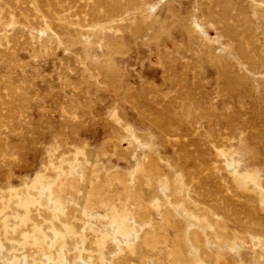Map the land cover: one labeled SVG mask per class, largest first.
<instances>
[{
    "label": "rangeland",
    "instance_id": "1",
    "mask_svg": "<svg viewBox=\"0 0 264 264\" xmlns=\"http://www.w3.org/2000/svg\"><path fill=\"white\" fill-rule=\"evenodd\" d=\"M8 1L0 0V251L9 256L0 264L14 254L59 262L61 250L66 264L78 255L174 264L166 246L178 240L181 264H194L176 210L202 215L219 197L229 214L209 221L228 243L243 239L244 264H264V246L252 245L234 213L264 222V0ZM50 157L82 170L68 175L73 188L52 185L57 206L75 202L60 221L41 215L35 192ZM120 216L149 225L118 244L106 233ZM45 224L59 231L51 246ZM205 250L207 264H228Z\"/></svg>",
    "mask_w": 264,
    "mask_h": 264
},
{
    "label": "bare ground",
    "instance_id": "2",
    "mask_svg": "<svg viewBox=\"0 0 264 264\" xmlns=\"http://www.w3.org/2000/svg\"><path fill=\"white\" fill-rule=\"evenodd\" d=\"M8 1V0H7ZM15 1V0H14ZM116 1V0H115ZM215 1V0H213ZM212 1V2H213ZM9 2V1H8ZM35 2V1H34ZM127 2V0H126ZM105 3V2H104ZM111 3V2H109ZM218 3V2H216ZM220 3V2H219ZM218 3V4H219ZM115 4V3H114ZM117 4V2H116ZM40 5V4H39ZM118 5V4H117ZM116 5V6H117ZM142 5V4H141ZM167 5V4H166ZM216 5V4H215ZM115 6V7H116ZM25 7V6H23ZM95 7V6H94ZM118 7V6H117ZM125 7V5L123 6ZM122 7V8H123ZM127 7V4H126ZM125 7V9H126ZM223 7V5H222ZM90 8V7H89ZM92 8V7H91ZM99 7H97L98 9ZM109 8V7H108ZM171 8V7H170ZM214 8V7H213ZM123 9V10H125ZM131 9V7H130ZM173 9V8H172ZM220 9V7H219ZM225 9V8H224ZM42 10V9H41ZM96 10V9H94ZM92 10V11H94ZM113 10V8H112ZM117 10V9H116ZM119 10V9H118ZM128 10V9H127ZM197 10V9H196ZM91 11V12H92ZM110 11V9H109ZM126 11V10H125ZM132 11V10H131ZM221 11V10H220ZM217 11V12H220ZM95 12V11H94ZM113 12V11H112ZM116 12V11H114ZM127 12V11H126ZM223 12V10L221 11ZM41 13V12H40ZM109 13V12H108ZM106 13V14H108ZM111 13V12H110ZM125 13V12H124ZM133 13V12H132ZM203 13V12H202ZM205 13V12H204ZM117 14V13H116ZM134 14V13H133ZM218 14V13H217ZM242 14V13H241ZM92 14H89V16ZM95 15V14H94ZM109 15V14H108ZM119 15V14H118ZM123 15V14H122ZM121 15V16H122ZM224 15V14H223ZM19 16V15H18ZM193 16V15H192ZM225 16V15H224ZM194 17V16H193ZM90 18V17H89ZM93 18V17H92ZM91 18V20H92ZM106 19V17H104ZM117 18V17H116ZM223 18V17H222ZM98 19V18H97ZM108 19V18H107ZM152 19V18H151ZM150 19V20H151ZM206 19V18H205ZM235 19V18H234ZM101 21V19H99ZM104 20V19H103ZM199 20V19H198ZM245 20V19H244ZM44 21V20H43ZM107 21V20H106ZM144 21V19H143ZM152 21V20H151ZM180 21V20H179ZM22 22V21H21ZM35 22V21H34ZM91 22V21H90ZM89 22V23H90ZM96 22V21H95ZM109 22V21H108ZM113 22V20H112ZM224 22V21H223ZM241 22V21H240ZM138 24V23H137ZM188 24V23H187ZM32 25V24H31ZM91 25V24H90ZM48 26V25H47ZM97 26V25H96ZM122 26V25H121ZM137 26V25H136ZM135 26V27H136ZM41 27V26H40ZM145 27V26H144ZM226 27V26H225ZM242 27V26H241ZM38 28V27H37ZM199 28V26H198ZM233 28V27H232ZM230 29V28H229ZM187 30V29H186ZM221 30V29H220ZM52 31V30H51ZM222 31V30H221ZM229 31V30H228ZM264 31V30H263ZM213 32V31H212ZM121 33V32H120ZM189 33V32H187ZM191 33V32H190ZM14 37V36H13ZM199 39V38H198ZM59 40V39H58ZM97 41V40H96ZM223 41V40H222ZM79 42V41H77ZM2 44V43H1ZM223 45V44H222ZM214 47V46H213ZM231 49V48H230ZM84 50V49H83ZM102 50V49H101ZM3 51V50H2ZM67 51V50H66ZM200 51V50H199ZM235 51V50H234ZM96 53V52H95ZM102 53V52H101ZM214 53V52H213ZM212 53V54H213ZM86 54V53H85ZM103 54V53H102ZM94 58V57H93ZM98 58V57H97ZM209 58V57H208ZM210 59V58H209ZM213 60V58H212ZM165 62V61H164ZM163 62V63H164ZM253 62V61H252ZM98 63V62H97ZM96 63V65H98ZM166 63V62H165ZM165 66V65H164ZM171 67V66H170ZM188 69V68H187ZM258 69V68H257ZM169 70V68H168ZM247 70V69H246ZM99 71V70H98ZM263 72V71H261ZM104 73V72H103ZM257 73V72H256ZM245 74V73H244ZM106 76V75H105ZM242 77V76H241ZM108 78V77H107ZM239 78V77H238ZM262 79V78H261ZM253 81V80H252ZM251 81V82H252ZM7 82V81H5ZM261 82V81H260ZM259 82V83H260ZM99 83V82H98ZM229 83V82H228ZM9 84V83H8ZM100 84V83H99ZM253 84V83H252ZM102 85V84H101ZM12 88V87H11ZM74 89V88H73ZM82 90V89H81ZM18 95V94H17ZM131 97V96H130ZM125 98V97H124ZM140 98V97H139ZM10 103V102H9ZM142 103V101H141ZM5 104V103H4ZM15 104V103H14ZM66 107V106H65ZM69 107V106H68ZM145 107V106H144ZM13 108V107H12ZM24 108V107H23ZM152 110V109H151ZM153 111V110H152ZM146 113V111H144ZM155 113V112H154ZM12 114V113H11ZM160 114V113H159ZM150 115V114H149ZM159 117V116H158ZM161 117V116H160ZM161 123V122H160ZM179 124V122H178ZM10 128V127H9ZM172 129V128H171ZM124 130V129H123ZM180 131V130H179ZM171 132V131H170ZM181 132V131H180ZM167 135V134H166ZM182 136V135H181ZM175 137V136H174ZM179 137V136H178ZM183 137V136H182ZM185 138V137H183ZM179 139V138H178ZM184 143V142H183ZM181 144V143H180ZM187 144V143H186ZM175 146V145H174ZM184 146V145H182ZM186 146V145H185ZM181 147V146H180ZM183 151V150H182ZM196 153V152H195ZM190 156V155H189ZM197 156V155H196ZM179 159V157H177ZM190 160V159H189ZM236 160V159H235ZM190 162V161H189ZM236 163V162H235ZM234 163V164H235ZM71 163H69L67 160L64 159H55L54 157H50L46 160V163L44 164L41 173L36 177L35 179V184L37 183L39 185V189L35 191L39 195V204L41 206L42 213L41 215L43 216H52L56 220H61L64 216L67 215V210L69 208H74L75 209V202H67L65 206H57V199L53 200L52 197V185L56 183V181H59L60 185H62L65 189L73 188V185L70 181V178L68 175H72L73 173H79L81 174L82 170L79 166H71ZM182 164V163H181ZM183 166V165H182ZM186 166V163H185ZM190 166V165H189ZM192 168V167H191ZM239 168V167H238ZM54 170L52 174H49L51 170ZM195 183V182H194ZM206 184V183H205ZM216 185V184H215ZM264 187V186H263ZM200 188V187H199ZM204 188V187H203ZM206 188V187H205ZM263 190V189H262ZM208 191V189H207ZM162 193H164L162 191ZM31 194V192L29 193ZM214 195V194H213ZM187 196L191 199H193V202L197 201L196 197L191 195L190 193L187 194ZM11 198V196H10ZM255 198V197H254ZM238 200V199H236ZM158 201L159 198L156 199V203L154 204L156 207L158 206ZM215 201H221L219 206L216 204L214 205H209L208 210L203 211L202 215H197L192 211H189L187 209L183 210H176V212L180 215L182 218H186L185 220V235L186 239L188 242H190V249L188 250L189 254L194 255L195 259L193 260L194 264H207V261L204 259V255H207V251L205 250L206 248H213L215 249V258L219 257L222 255L224 259L227 260L228 264H244L241 257H240V249L243 248V239L241 238H236L235 241L232 243H228L227 238L222 237L221 234L217 232V227L214 226V223L209 221V215L214 214L218 219L221 217L227 216L229 214L228 211H226V204L222 200L221 197L216 199ZM256 201V200H255ZM258 203V202H257ZM206 204V203H205ZM238 204V203H237ZM247 205V204H246ZM238 206V205H237ZM173 208V207H172ZM240 211V210H239ZM10 212V211H9ZM82 214L86 215L85 212H81ZM236 217L245 224V226H248L249 232L251 234V243L254 247L256 246H264V222L260 221L256 217H250L239 213V212H234ZM246 218H248V222L246 221ZM86 220V219H85ZM160 220V219H159ZM0 221L3 223L5 222V217L4 215H0ZM156 223V222H155ZM144 225H149L148 221H140L137 220L136 218H131L129 220L125 216H120L118 218H114L113 220V226L111 229L107 230L106 235L111 231L113 233L112 241H117L118 244L121 243H126L129 244L131 241L139 238L140 234L142 233L143 226ZM241 225V223H240ZM87 226V225H86ZM196 227L200 231L201 234H203L205 231L209 230L211 232V235L213 236V241H211V238L208 236V233H204V236L202 239H197L195 237H191L190 233L192 232V228ZM108 228V227H106ZM43 233H44V240L43 243H45L48 246L53 245L55 241L59 237V231L54 230L50 224H45L43 225ZM8 230L5 231L4 235H6ZM164 234V233H163ZM194 240L198 243L195 244ZM224 242V247L222 248L220 246V243ZM151 245L155 246L157 241L154 239H151ZM77 244L79 249L84 250V245L85 241L83 239H78ZM100 245L95 244L91 249L93 251L98 250ZM167 252H166V257L168 259H173L174 264H181V261L179 259V256L181 254L179 250V240L178 243L175 244L173 249H169L167 246ZM79 253V252H78ZM81 253V252H80ZM62 254V255H61ZM61 260L59 262H55L54 258L51 256L45 257V259L41 260V264H66V257H65V251L61 250ZM0 256L1 258L8 257L9 255L6 254L4 251H0ZM77 258V257H76ZM225 261V260H224ZM12 264H26V261L24 257L20 258V256L13 255L12 258ZM218 262V261H217ZM223 262V261H222ZM221 263V262H220ZM73 264H89L87 263L82 255H78V259L74 260ZM92 264V263H90Z\"/></svg>",
    "mask_w": 264,
    "mask_h": 264
}]
</instances>
